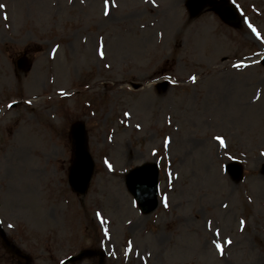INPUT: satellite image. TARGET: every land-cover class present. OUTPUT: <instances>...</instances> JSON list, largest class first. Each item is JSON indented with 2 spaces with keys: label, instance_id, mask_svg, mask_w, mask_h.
Segmentation results:
<instances>
[{
  "label": "rangeland",
  "instance_id": "374dc122",
  "mask_svg": "<svg viewBox=\"0 0 264 264\" xmlns=\"http://www.w3.org/2000/svg\"><path fill=\"white\" fill-rule=\"evenodd\" d=\"M188 2L0 0V226L32 264H99L64 263L84 248L103 264H264V0ZM75 121L94 161L83 195L67 183ZM154 161L143 214L125 174ZM12 251L0 239V264H23Z\"/></svg>",
  "mask_w": 264,
  "mask_h": 264
},
{
  "label": "water",
  "instance_id": "95a60500",
  "mask_svg": "<svg viewBox=\"0 0 264 264\" xmlns=\"http://www.w3.org/2000/svg\"><path fill=\"white\" fill-rule=\"evenodd\" d=\"M224 17L226 20L235 19L234 12L231 7L225 6ZM20 59V62H23ZM79 133L83 130L80 127ZM78 132L73 136V145L75 152V160L70 168L69 183L77 192L84 191L88 180L92 163L85 152V145L82 137L79 138ZM229 172L234 178H240V166L236 163L228 165ZM128 190L133 194L140 209L147 213L155 208L156 201V184H157V169L154 164H144L132 169L126 176L125 180ZM85 254H90V251H83L78 257Z\"/></svg>",
  "mask_w": 264,
  "mask_h": 264
},
{
  "label": "snow or ice",
  "instance_id": "6c2138e0",
  "mask_svg": "<svg viewBox=\"0 0 264 264\" xmlns=\"http://www.w3.org/2000/svg\"><path fill=\"white\" fill-rule=\"evenodd\" d=\"M0 7H3L2 5H0ZM105 8L107 9V3L105 4ZM108 14V12H107V10L105 11V15H107ZM249 28L251 29V31H252V33L254 34V35H256V37H257V39L259 40L260 39V36L257 34V32H256V29L255 28H252V26L251 25H249ZM262 42H264V41H262ZM105 67H107V65H105ZM233 67H240V65H233ZM190 79H194V78H190ZM25 103H27V101H25ZM12 105H8V107H11ZM125 115H127V113L125 114ZM214 139H217L218 140V142L220 143V146L221 147H224L225 145H224V141L220 138V137H215ZM165 143H167V141H165ZM262 155H264V153H262ZM105 164L108 166V168H109V170L111 171V165H108V162L107 161H105ZM163 202V201H162ZM166 206V205H165ZM97 219H100V214L99 213H97ZM106 223V222H105ZM241 223H243V222H241ZM105 238L107 239L108 238V234H107V232H105ZM225 243H230V241H225ZM215 248H216V250L218 251V252H220L221 251V245L219 244V243H217L216 245H215Z\"/></svg>",
  "mask_w": 264,
  "mask_h": 264
}]
</instances>
